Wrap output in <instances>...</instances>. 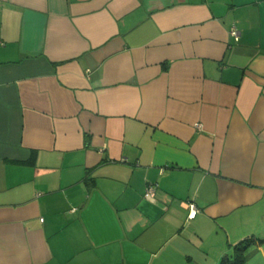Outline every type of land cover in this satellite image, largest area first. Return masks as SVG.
<instances>
[{
    "label": "crops",
    "instance_id": "obj_1",
    "mask_svg": "<svg viewBox=\"0 0 264 264\" xmlns=\"http://www.w3.org/2000/svg\"><path fill=\"white\" fill-rule=\"evenodd\" d=\"M247 238L264 264V0H0V264Z\"/></svg>",
    "mask_w": 264,
    "mask_h": 264
},
{
    "label": "trees",
    "instance_id": "obj_2",
    "mask_svg": "<svg viewBox=\"0 0 264 264\" xmlns=\"http://www.w3.org/2000/svg\"><path fill=\"white\" fill-rule=\"evenodd\" d=\"M255 242L253 238H247L234 247L233 257L231 259H222L219 264H243L245 251Z\"/></svg>",
    "mask_w": 264,
    "mask_h": 264
},
{
    "label": "built area",
    "instance_id": "obj_3",
    "mask_svg": "<svg viewBox=\"0 0 264 264\" xmlns=\"http://www.w3.org/2000/svg\"><path fill=\"white\" fill-rule=\"evenodd\" d=\"M238 33L239 32H238V30H237V28L235 26L231 27L230 34L232 36L237 37ZM198 127H200V125ZM155 190H156V185L155 184H148L145 187V192H144L145 197L152 198L154 196V194H155ZM187 207H188V219H193L196 216V214L198 213V208L192 202H188L187 203Z\"/></svg>",
    "mask_w": 264,
    "mask_h": 264
}]
</instances>
